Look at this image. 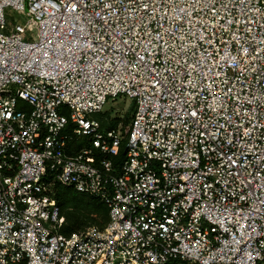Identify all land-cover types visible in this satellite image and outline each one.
<instances>
[{
	"label": "built area",
	"instance_id": "built-area-1",
	"mask_svg": "<svg viewBox=\"0 0 264 264\" xmlns=\"http://www.w3.org/2000/svg\"><path fill=\"white\" fill-rule=\"evenodd\" d=\"M0 264H264V0H0Z\"/></svg>",
	"mask_w": 264,
	"mask_h": 264
},
{
	"label": "trees",
	"instance_id": "trees-1",
	"mask_svg": "<svg viewBox=\"0 0 264 264\" xmlns=\"http://www.w3.org/2000/svg\"><path fill=\"white\" fill-rule=\"evenodd\" d=\"M134 108L135 104L132 102L130 109L122 119L115 118L108 123L102 122V127L117 126L120 121L124 125L128 124L134 113ZM83 141H77L75 147H80ZM123 147L124 144L121 146L120 154L114 160L116 163L123 158ZM54 197L60 206L61 213L64 215V223L60 229L63 234H69L91 225L101 227L107 221V208L96 197L60 184H55L54 186Z\"/></svg>",
	"mask_w": 264,
	"mask_h": 264
},
{
	"label": "rangeland",
	"instance_id": "rangeland-1",
	"mask_svg": "<svg viewBox=\"0 0 264 264\" xmlns=\"http://www.w3.org/2000/svg\"><path fill=\"white\" fill-rule=\"evenodd\" d=\"M4 16L8 23V28H12L16 23H25L27 16L24 11L16 10L11 6H6L4 8ZM133 100L124 95H118L112 100L110 97L107 98L106 102L102 106L101 113L92 114L91 117H96L99 120H112V119H122L131 107ZM24 104H22L23 106ZM25 108V106H24ZM123 126V122L120 121L117 127Z\"/></svg>",
	"mask_w": 264,
	"mask_h": 264
}]
</instances>
